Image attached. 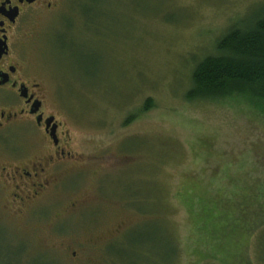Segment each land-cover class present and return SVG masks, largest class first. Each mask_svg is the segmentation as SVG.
Here are the masks:
<instances>
[{
    "label": "rangeland",
    "instance_id": "374dc122",
    "mask_svg": "<svg viewBox=\"0 0 264 264\" xmlns=\"http://www.w3.org/2000/svg\"><path fill=\"white\" fill-rule=\"evenodd\" d=\"M55 5L23 25V51L72 155L33 204L0 176V264H167L172 245L169 264H264V98L187 96L196 63L264 0ZM18 142L24 164L36 149Z\"/></svg>",
    "mask_w": 264,
    "mask_h": 264
},
{
    "label": "flooded vegetation",
    "instance_id": "af4514ba",
    "mask_svg": "<svg viewBox=\"0 0 264 264\" xmlns=\"http://www.w3.org/2000/svg\"><path fill=\"white\" fill-rule=\"evenodd\" d=\"M60 1L0 0V176L16 175L11 178L18 192L12 194L23 205L33 204L49 184L43 175L72 155L65 149L66 123L48 108V86L24 57L22 41L23 25L34 12L56 9ZM24 137L36 154L15 164Z\"/></svg>",
    "mask_w": 264,
    "mask_h": 264
},
{
    "label": "trees",
    "instance_id": "16d2710c",
    "mask_svg": "<svg viewBox=\"0 0 264 264\" xmlns=\"http://www.w3.org/2000/svg\"><path fill=\"white\" fill-rule=\"evenodd\" d=\"M215 49L196 63L187 96L213 98L246 89L264 98V14H248L231 24ZM175 252L173 245L165 251L167 264Z\"/></svg>",
    "mask_w": 264,
    "mask_h": 264
}]
</instances>
